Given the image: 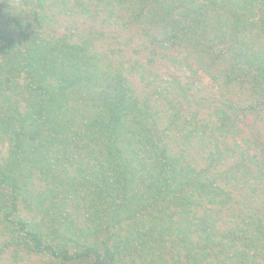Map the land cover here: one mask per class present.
<instances>
[{"label":"trees","instance_id":"1","mask_svg":"<svg viewBox=\"0 0 264 264\" xmlns=\"http://www.w3.org/2000/svg\"><path fill=\"white\" fill-rule=\"evenodd\" d=\"M0 264H264V0H0Z\"/></svg>","mask_w":264,"mask_h":264}]
</instances>
